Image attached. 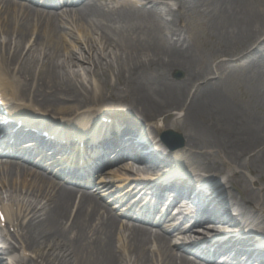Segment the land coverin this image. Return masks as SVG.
I'll return each mask as SVG.
<instances>
[{
    "label": "bare ground",
    "instance_id": "6f19581e",
    "mask_svg": "<svg viewBox=\"0 0 264 264\" xmlns=\"http://www.w3.org/2000/svg\"><path fill=\"white\" fill-rule=\"evenodd\" d=\"M0 94L28 129L9 134L5 149L27 137L62 153L79 138L93 154L125 147L86 190L57 181L69 180L58 166H39L38 150L23 151L32 143L2 151L13 159H0V264H264V195L252 187L264 189V0H0ZM108 107L131 118L91 122ZM158 117L157 132L184 130L185 148L167 152L135 122ZM164 173L178 196L199 198L205 214L188 227L121 209L138 200L126 185L147 191ZM226 219L230 229L205 227ZM196 227L225 231L196 243Z\"/></svg>",
    "mask_w": 264,
    "mask_h": 264
},
{
    "label": "rangeland",
    "instance_id": "374dc122",
    "mask_svg": "<svg viewBox=\"0 0 264 264\" xmlns=\"http://www.w3.org/2000/svg\"><path fill=\"white\" fill-rule=\"evenodd\" d=\"M180 74V75H179ZM171 79L172 80H174V81H176V82H179V81H182V80H184V73H183V71L182 70H175V71H173L172 72V74H171ZM122 91H125L124 89H122ZM125 108H112V107H108V108H106V109H102L101 110V112L102 113H106V112H114V113H118V114H121V113H123V114H121L122 116H124V114H126V115H128L129 117H131L130 115L131 114H129V112L127 113L125 110H124ZM125 115V116H126ZM132 117H133V115H132ZM138 120H139V118H138ZM142 122H144V123H146V124H150V125H152V126H155V124H159V123H161L162 124V122H163V118H160V117H158V118H156L154 121H142ZM172 130H174V131H176V132H179V133H181L182 135L185 133L184 132V130L181 128V127H176V128H172ZM184 148H185V145H184ZM1 158H3V157H0V159ZM115 167V166H114ZM223 174V175H222ZM226 175V173L224 172V173H221V175L220 176H225ZM263 185L260 183V182H253V184H252V187H254L255 188V190H257V192H258V194H257V197H261V195H264V189H263V187H262ZM112 188H114V187H112ZM230 191H235L234 193H238V191L237 190H230ZM240 192H241V189H240ZM261 199V198H260Z\"/></svg>",
    "mask_w": 264,
    "mask_h": 264
},
{
    "label": "water",
    "instance_id": "95a60500",
    "mask_svg": "<svg viewBox=\"0 0 264 264\" xmlns=\"http://www.w3.org/2000/svg\"><path fill=\"white\" fill-rule=\"evenodd\" d=\"M165 136H173L176 140L180 141L179 146L183 145V140H182V135L178 132H174V131H168V133L164 134Z\"/></svg>",
    "mask_w": 264,
    "mask_h": 264
}]
</instances>
